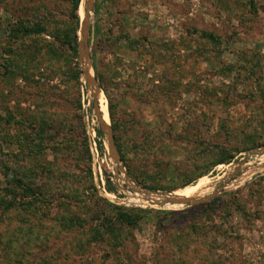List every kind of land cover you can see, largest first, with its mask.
<instances>
[{
  "label": "rangeland",
  "instance_id": "1",
  "mask_svg": "<svg viewBox=\"0 0 264 264\" xmlns=\"http://www.w3.org/2000/svg\"><path fill=\"white\" fill-rule=\"evenodd\" d=\"M82 7L97 97L73 0H0V264H264V0ZM197 184L219 193L146 201ZM118 207L141 219L121 246Z\"/></svg>",
  "mask_w": 264,
  "mask_h": 264
},
{
  "label": "trees",
  "instance_id": "2",
  "mask_svg": "<svg viewBox=\"0 0 264 264\" xmlns=\"http://www.w3.org/2000/svg\"><path fill=\"white\" fill-rule=\"evenodd\" d=\"M80 3L81 0H73V10H72V15L70 17V22L67 25V30H65V33L62 35L65 37V43H67V45L69 46V49L73 52V55L76 58H79V31H80V24H81V17H80V13H79V8H80ZM18 37V36H16ZM96 77L99 79V81L102 79L100 74H96ZM109 110V109H108ZM113 116V115H112ZM110 119V116H109ZM117 125L114 126V130L115 132L117 131ZM97 134L99 136V138H104V133L101 129H97ZM116 134V133H115ZM117 138V135H115V139ZM122 143V142H121ZM120 143L121 146H119V152L121 153V157L123 159H125V155H124V151L127 149L126 146H123ZM100 147L101 149H104L103 147V142L100 141ZM234 156V155H233ZM231 157V156H230ZM225 161V159L223 158L222 160H218L216 161L212 167L216 166L217 163L219 164H223ZM209 172H205L204 174L198 176V178H202L206 175H208ZM19 183V182H18ZM193 181L190 180L189 182H187L186 184H184L182 186H188V185H192ZM21 185V184H20ZM149 189H153V190H158L157 188H150ZM190 199H192V196L189 197ZM216 202V201H214ZM118 209V213L116 214L115 218L113 216H107L109 219L108 223H102L100 224L101 227L105 228L106 231H108L107 233L111 235V237L115 240H118L119 244H115V245H123L124 241L121 236V231H122V227L116 226L117 222H119L121 224V226H136L138 225V223L141 221L140 217H138L137 215L133 214L132 212H129L127 210H121V208H117ZM100 227V226H98ZM122 239V240H121Z\"/></svg>",
  "mask_w": 264,
  "mask_h": 264
},
{
  "label": "water",
  "instance_id": "3",
  "mask_svg": "<svg viewBox=\"0 0 264 264\" xmlns=\"http://www.w3.org/2000/svg\"><path fill=\"white\" fill-rule=\"evenodd\" d=\"M89 34H90V18H89L88 12L85 11V18H83V19L81 18L80 31H79V53H80V58H81L82 63H83V68L85 70L84 74H85L86 80L89 83V86L91 87V82L87 79L88 70H86V68H85V59L88 60V62H89L88 65L91 66L89 47H88ZM91 68H92V66H91ZM92 80L94 82L92 91L95 92L94 96L97 97V96H99V87H98V84H97L95 78L93 77V75H92ZM101 112H102L101 109H99V107L96 103L97 117L102 124V130L105 133V137H106L107 142L110 146V150L113 152L111 155H112V157H116L115 149H114V137L112 134V129H111L109 124H106V122L104 120V116L101 114ZM141 191L142 190H139V192H141ZM151 193H154V192H151ZM155 193H159V192H155ZM218 193H219V190L214 192L212 195L208 196L205 201L216 197ZM205 201L171 200V202H169V203L170 204H189V205H191V204H199V203H202Z\"/></svg>",
  "mask_w": 264,
  "mask_h": 264
},
{
  "label": "bare ground",
  "instance_id": "4",
  "mask_svg": "<svg viewBox=\"0 0 264 264\" xmlns=\"http://www.w3.org/2000/svg\"><path fill=\"white\" fill-rule=\"evenodd\" d=\"M80 17L83 19V18H85V10L83 9V7L80 9ZM88 60L87 59H85V68H86V70H88V75H87V79L91 82V87H90V89H91V91L93 90V85H94V82H93V80H92V75H93V69L91 68V66H89L88 65ZM106 106H107V104H106ZM107 112H108V115H109V110H108V106H107ZM104 120H105V118H104ZM106 122V121H105ZM106 124H109V122H106ZM95 142V141H94ZM97 149V148H96ZM113 152L111 151V154H112ZM227 171V170H226ZM246 176H248V174L246 173V174H244L242 177H246ZM223 179H226L225 178V176H223V178H220L219 180H218V182L219 181H221V180H223ZM205 187V185H203V184H197L196 186H194V187H192V188H186L185 189V191H183V192H180V193H177V194H170V195H161V196H158V195H156V196H154V198H153V200H146V201H152V202H158L159 200H165L164 202H166L169 206H173V205H179V204H170L169 202H171V200H177V199H182V200H184L183 198H187V197H189V196H191L192 194H195V193H197L198 191H200V190H202L203 188ZM226 188V187H225ZM224 188V189H225ZM227 188H229V187H227ZM213 192V191H212ZM148 193H150V192H148ZM212 193H210V194H208V195H206V196H203V197H201V198H199V199H195V200H191V201H205L206 200V198L208 197V196H210ZM108 196L110 197V195L108 194ZM158 198V199H157ZM143 199V198H142ZM144 200V199H143ZM182 206V205H181Z\"/></svg>",
  "mask_w": 264,
  "mask_h": 264
}]
</instances>
